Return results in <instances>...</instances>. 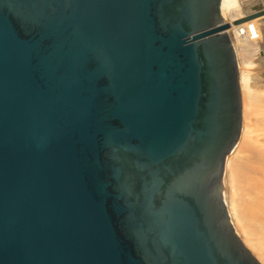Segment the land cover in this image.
Listing matches in <instances>:
<instances>
[{"label": "water", "instance_id": "water-1", "mask_svg": "<svg viewBox=\"0 0 264 264\" xmlns=\"http://www.w3.org/2000/svg\"><path fill=\"white\" fill-rule=\"evenodd\" d=\"M219 3L0 0V264H262L223 197Z\"/></svg>", "mask_w": 264, "mask_h": 264}, {"label": "bare ground", "instance_id": "bare-ground-1", "mask_svg": "<svg viewBox=\"0 0 264 264\" xmlns=\"http://www.w3.org/2000/svg\"><path fill=\"white\" fill-rule=\"evenodd\" d=\"M235 5V0H220L222 20L229 23L238 58L242 51H249L251 47L246 42L247 38L256 41L263 65L260 67L259 80H255L264 83V27L260 24L263 17L245 8L236 10ZM241 28L245 33L241 32ZM243 63L240 62L239 74L242 97L241 131L237 146L227 155L222 187L225 189L224 199L237 234L257 260L264 264V141L254 139L251 134L250 106L253 104L250 105L248 96L251 87L248 86L247 66L252 63Z\"/></svg>", "mask_w": 264, "mask_h": 264}, {"label": "rangeland", "instance_id": "rangeland-1", "mask_svg": "<svg viewBox=\"0 0 264 264\" xmlns=\"http://www.w3.org/2000/svg\"><path fill=\"white\" fill-rule=\"evenodd\" d=\"M235 4H236L235 5L236 10H241L242 8H245L246 10L252 11L255 14L259 13V16L263 17L262 22L260 24H261L262 28L264 27V0H235ZM224 21L227 22L226 20H224ZM229 28H230V26L226 29V32L232 41V33L230 32ZM246 42L251 44L249 51L248 50L242 51V53L239 55V58L237 55L238 63H239V74H240V69H241L240 62L242 64L243 62H250L251 61L252 64L247 66V68L249 70L248 71V86L251 87L250 91L248 92V96H249V100H250L249 101L250 105H251V103L253 104V106H250V114L252 117V119H251V127H252L251 131H252V133L251 134L254 136H252V135L251 136L254 139L259 138L261 141H264L263 140L264 139V119H263L264 118V116H263V114H264V85L263 84L264 83H261L260 81H258L259 80L258 77L260 74L259 71H261L260 67L263 65L261 57H260L261 52L259 50V47H258L256 41H254V39L247 38ZM259 44L262 45V42H259ZM243 65H244V63H243ZM255 79H258V80H255ZM257 81L260 83H258ZM260 84H262V85L260 86ZM260 113H262V114H260ZM256 135H258V136L255 137ZM261 137H263V139ZM222 189H223V197H224V190L225 189H224V187ZM229 215H230V213H229ZM230 218H231V216H230Z\"/></svg>", "mask_w": 264, "mask_h": 264}, {"label": "built area", "instance_id": "built-area-1", "mask_svg": "<svg viewBox=\"0 0 264 264\" xmlns=\"http://www.w3.org/2000/svg\"><path fill=\"white\" fill-rule=\"evenodd\" d=\"M241 32H242V33H245V31H243V28H241Z\"/></svg>", "mask_w": 264, "mask_h": 264}]
</instances>
